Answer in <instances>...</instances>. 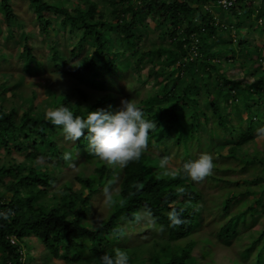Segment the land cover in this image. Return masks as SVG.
<instances>
[{"label": "trees", "instance_id": "trees-1", "mask_svg": "<svg viewBox=\"0 0 264 264\" xmlns=\"http://www.w3.org/2000/svg\"><path fill=\"white\" fill-rule=\"evenodd\" d=\"M22 1L34 30L18 17L14 0H0V19L4 37L20 46L23 71L48 69L77 84L63 93L49 88L42 108L36 90L22 94L9 83L11 72H1L0 264H34V238L42 258L69 264H100L117 249L129 254L130 264H216L204 262L215 241L233 243V253L250 264H264V40L253 39V32L264 34V0H233L228 8L217 0ZM60 29L68 32L61 37L66 53ZM37 36L48 48L41 58L33 52ZM90 89L99 93L92 97ZM125 89H145L133 103L154 127L141 157L123 167L91 154L86 135L67 141L61 126L45 119L59 105L82 117L115 110V95ZM223 146L225 154L218 151ZM206 151L214 167L203 179L225 189L220 193L202 192L183 173L184 162ZM171 155L180 157L176 170L160 168L165 157L174 163ZM223 158L237 160L249 175L214 172L235 171V165L217 166ZM74 166L73 179H62ZM96 192H109L108 210L93 224ZM173 209L178 225L167 215ZM212 215V237L202 236V221Z\"/></svg>", "mask_w": 264, "mask_h": 264}, {"label": "clouds", "instance_id": "clouds-1", "mask_svg": "<svg viewBox=\"0 0 264 264\" xmlns=\"http://www.w3.org/2000/svg\"><path fill=\"white\" fill-rule=\"evenodd\" d=\"M222 1L223 0H217V5L221 8H228L233 4V0H225L229 2L226 5H223ZM115 106L117 107L115 110L104 108L90 110L82 117L81 115L74 114L66 105H59L46 111L45 119L50 121L53 125L61 126L64 139L67 141H76L82 135H86L88 151L91 154L110 166L119 165L123 167L130 161L137 160L141 157L148 142L149 132L154 127V121L146 119L141 107L131 102L129 99L122 98L120 106ZM63 157L65 160H70L71 153L66 152L63 154ZM167 164L168 158L165 157L161 159L159 166L163 169L167 167ZM213 167V156L207 152H203L195 159L184 162L183 173L192 181H197V187L200 188L202 192L211 193L202 189L201 186L199 187L198 184H203L204 187L205 185L214 186L212 181L207 178H205L206 180L203 179L212 173ZM172 175H176V173L173 172ZM176 179L175 176L173 181L175 187L179 188ZM224 190L223 188V190L217 192L220 193ZM55 201H57V199H55L54 202ZM202 203L206 206H210L212 202L204 201L202 197ZM202 212L204 217L209 214L207 208L202 207ZM167 215L171 225H178L181 223L180 214L177 210L173 209L169 211ZM207 221L213 223L214 216H208L206 219H203L202 226L204 230H206L205 224ZM211 226L213 231V224ZM141 236L142 235H139L138 237L140 238ZM10 240L11 242L15 241L14 237H11ZM214 244L212 245L213 257H204V262L215 261L216 264H219L214 259ZM236 258H239V261L243 262V264L251 263V259L245 257L241 258L239 255H235V253L229 255V263L233 264L232 262ZM100 264H130L129 254L126 251L117 249L114 255H102L100 257Z\"/></svg>", "mask_w": 264, "mask_h": 264}, {"label": "rangeland", "instance_id": "rangeland-1", "mask_svg": "<svg viewBox=\"0 0 264 264\" xmlns=\"http://www.w3.org/2000/svg\"><path fill=\"white\" fill-rule=\"evenodd\" d=\"M14 9L16 14L18 15V17L23 21V24L25 25V27L27 28V30H34V25H35V19L33 17V14L31 12V10L29 9L28 5L26 2L22 1V0H14ZM258 23H260V19L257 20ZM6 26L5 20L0 19V52H4L6 55V58L0 57V76H1V72H11V76L9 78V83L10 84H17L20 87V91H22V94H28L30 93V89L33 88L34 90H36L37 92V97L38 99L36 100V103H40L42 104L41 107L45 108V103L44 100L45 99H50V89H55L57 92H65V91H71V89L73 87L76 86V80L73 78H69L68 76H65L61 73H51L50 71H48L45 73H41L38 75H30V73H27L25 71H23L22 69V60L19 59L18 57H16V54L19 52V44L11 39H6V37H4L5 32H4V28ZM35 36L36 33L35 31H33ZM65 33V36L68 35V32L63 31L60 29V31H58L57 33V38H59L61 40V42H63V37L62 34ZM155 31H151V37L155 38ZM17 38L20 39L19 37V33L17 34ZM40 37H36L35 42L37 43L36 47L33 48V52L34 54H36L38 56V58H41L43 54H45V52L47 51V47L45 46L44 40L39 39ZM253 39H257L258 43L263 42L262 40H264V34L263 33H256L253 32ZM66 45V41L64 40V42L62 43V50H64V52H67V49L65 47ZM41 60V59H40ZM43 62H40V65H42ZM38 67V65L36 66V68ZM124 86V82H120L118 83V87H122ZM124 88V87H123ZM139 91V90H138ZM138 91L135 93L134 91L129 92L128 89H125V91L122 92V94H116L115 97L118 99V102L115 103V105H117L118 107L120 106V102L122 98H131V102H137L138 99L140 97H142L144 95L145 89H141L138 93ZM90 93V95L92 97H94L95 95H97L99 93V91L96 90H89L88 91ZM20 95V94H19ZM103 108V107H102ZM220 134V132H219ZM253 147H250V150H252ZM151 150H155L154 147L151 148ZM218 151L222 154H225L226 151V146H223L221 148H218ZM207 152V151H206ZM209 153V152H207ZM210 154V153H209ZM197 155V154H196ZM198 157V156H197ZM170 158L173 161L170 162V160H168V164L167 167H172L176 170L177 168V164L180 160V157L175 156V155H171ZM237 160L235 159H220L217 164L218 167H224V166H228V165H232V166H236L235 167V171H226L225 173H223V171L220 170H216L214 169L218 174L224 176V177H246L249 174L247 173V170H241L240 166L236 163ZM93 165L89 164L87 167V172L92 171ZM61 172L64 171L63 167H61ZM77 171V167L74 166L70 169H65L63 175H62V179H73L75 172ZM57 183V181L55 182V184ZM198 186L202 187V189H205V191L207 192H217L219 190H223V188H219L217 186H212V185H204L203 184H198ZM77 187V186H76ZM108 193L109 192H97L91 195L90 197V210H89V219L93 224H98L100 222L101 219L104 218V216L107 213V200H108ZM212 222L211 221H207V223L205 224L206 226V230L200 232V234L203 236L205 234L209 235L210 237H212V235L210 234V232L212 231ZM205 231H207L208 233H206ZM199 235V234H198ZM199 235V236H201ZM33 244H34V248H33V255L35 256V260H34V264H69L67 262H63V261H56V260H46L44 258H42L43 256V246L42 244H40L35 238L33 239ZM233 245V243H232ZM232 245L230 247L224 245L221 242H216L214 244L213 249L215 248V254H214V259L216 260V262H218L219 264H230L228 261V257L229 255L233 254L232 252H235L234 249H232ZM232 251V252H231ZM195 252H193L194 254ZM264 262V260H263Z\"/></svg>", "mask_w": 264, "mask_h": 264}, {"label": "built area", "instance_id": "built-area-1", "mask_svg": "<svg viewBox=\"0 0 264 264\" xmlns=\"http://www.w3.org/2000/svg\"><path fill=\"white\" fill-rule=\"evenodd\" d=\"M222 2H223V5H226L227 3H229V2H227L225 0H223Z\"/></svg>", "mask_w": 264, "mask_h": 264}]
</instances>
